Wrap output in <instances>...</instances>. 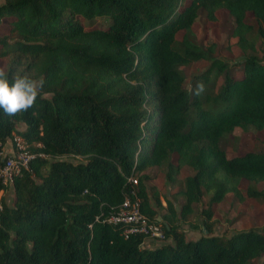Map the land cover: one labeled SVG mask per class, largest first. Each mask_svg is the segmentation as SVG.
<instances>
[{
  "label": "trees",
  "instance_id": "1",
  "mask_svg": "<svg viewBox=\"0 0 264 264\" xmlns=\"http://www.w3.org/2000/svg\"><path fill=\"white\" fill-rule=\"evenodd\" d=\"M219 10L232 19L227 40L241 52L239 76L205 35L190 39L199 12L206 29ZM93 18L104 26L84 28L80 19ZM2 20L10 82L20 73L43 86L26 112L0 110V146L16 135L35 154L13 177L11 205L0 196V264H250L264 255V232L224 237L210 225L211 205L226 194L264 200V148L227 157L218 145L235 128L264 129V0H1ZM200 60L207 67L186 88L183 68ZM153 167L171 185L190 170L172 194L181 218L207 196L205 234L185 239L168 198V226L155 220L160 201L145 185ZM129 176L140 211L170 243L143 247L142 234L124 237L125 224L106 220Z\"/></svg>",
  "mask_w": 264,
  "mask_h": 264
},
{
  "label": "rangeland",
  "instance_id": "2",
  "mask_svg": "<svg viewBox=\"0 0 264 264\" xmlns=\"http://www.w3.org/2000/svg\"><path fill=\"white\" fill-rule=\"evenodd\" d=\"M1 2V0H0ZM217 21L216 23L206 24L204 28L202 12H199L198 17L194 25L192 26V34L190 39L192 42L199 44L204 35L208 41H212L216 45L215 57L227 64L229 74L232 76H239L240 74V61L241 52L233 44L232 40H227V36L232 28V19L225 10H219L216 12ZM246 20L256 27L255 21L247 17ZM84 28H102L105 24V20L93 18L91 20L80 19ZM6 32V20H2L0 25V35ZM179 34L177 35V38ZM259 43V42H258ZM257 43V56L259 59L264 60V51H262L261 44ZM207 62L196 61L183 68L185 74L186 88L189 87L191 78L193 75L204 71L207 67ZM0 68H3V63L0 61ZM222 80V76L217 78V84ZM204 92L199 93V98L204 96ZM202 108L208 109L210 105L203 102ZM16 127L22 129L23 125L17 123ZM10 138L6 140L3 145V150H9ZM219 147L225 152L227 157L240 154L247 151L260 152L264 148V129L257 131L252 127H247L244 130L235 128L229 134L223 135L218 141ZM60 159H67L74 161L72 157L62 156ZM150 177L145 181L147 192L151 196L156 193L160 201V207L156 208L155 220L162 223L164 227L168 226V211L165 209L164 200L168 198L175 212L173 222L179 231H182L185 239L194 240L198 236L205 234L204 230V215L201 211L206 208L207 196L204 195L199 202L192 204V212L186 215L184 218L179 217L178 209L181 204L180 197H175L172 194L174 188L181 185L182 178L190 173L187 168H181L177 175L176 181L173 185L167 183L164 180L162 169L150 168L145 171ZM245 186V182H242V187ZM264 184H257V188L263 187ZM7 205H11L13 194L11 186L1 194ZM0 195V196H1ZM152 205H154L151 199ZM211 234L217 236H228L233 232L246 229H255L264 232V200L261 199H244L241 202H237L231 194H226L222 201L218 204H212L211 207ZM171 238H163L160 240H146L141 244L143 247H156L159 244L170 243ZM264 255L260 258L254 259L250 264H264Z\"/></svg>",
  "mask_w": 264,
  "mask_h": 264
},
{
  "label": "built area",
  "instance_id": "3",
  "mask_svg": "<svg viewBox=\"0 0 264 264\" xmlns=\"http://www.w3.org/2000/svg\"><path fill=\"white\" fill-rule=\"evenodd\" d=\"M9 150L4 151L0 146V183L3 186H11L15 175L21 170H27L28 162L35 156L28 151V144L19 136L13 135L10 138ZM35 146V145H34ZM129 185L128 194L124 197L114 214L106 220L111 223H123L125 227L123 236L131 234H142L144 243L146 240H160L164 238L163 229L156 222L150 221L139 209V199L136 195V178H126ZM3 191H0V195Z\"/></svg>",
  "mask_w": 264,
  "mask_h": 264
},
{
  "label": "clouds",
  "instance_id": "4",
  "mask_svg": "<svg viewBox=\"0 0 264 264\" xmlns=\"http://www.w3.org/2000/svg\"><path fill=\"white\" fill-rule=\"evenodd\" d=\"M42 81H37L27 74L15 73L9 79V73L0 68V110L6 116H15L33 107ZM198 93L203 91V85L197 86Z\"/></svg>",
  "mask_w": 264,
  "mask_h": 264
}]
</instances>
